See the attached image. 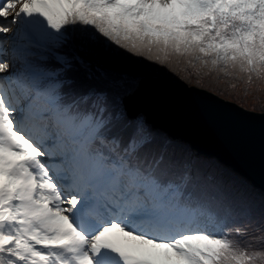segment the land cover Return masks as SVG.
<instances>
[{
  "label": "snow or ice",
  "instance_id": "obj_1",
  "mask_svg": "<svg viewBox=\"0 0 264 264\" xmlns=\"http://www.w3.org/2000/svg\"><path fill=\"white\" fill-rule=\"evenodd\" d=\"M0 264H264V0H0Z\"/></svg>",
  "mask_w": 264,
  "mask_h": 264
}]
</instances>
